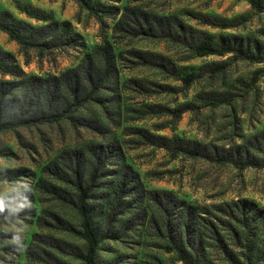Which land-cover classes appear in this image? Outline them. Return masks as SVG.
I'll return each instance as SVG.
<instances>
[{
	"label": "rangeland",
	"instance_id": "1",
	"mask_svg": "<svg viewBox=\"0 0 264 264\" xmlns=\"http://www.w3.org/2000/svg\"><path fill=\"white\" fill-rule=\"evenodd\" d=\"M89 1L91 13L75 0H0V10L33 26L46 21L25 15L16 5L68 21L84 43V47L61 45L42 52L22 50L0 30V50L9 52L25 75H57L104 41L113 49L117 72L115 92H102L117 95L115 102L105 106L85 102L74 112L96 120L100 128L95 131L66 118L0 130V197L16 195L0 216V264H85L51 246L56 239L83 252L85 243L76 209L46 192L42 182L73 195L72 187L55 179L46 166L67 169L71 152L79 150L85 175L93 161L87 148L96 143L108 148L102 151L104 164L87 203L97 211L94 226L99 230L106 229L105 217L115 216L108 224L113 236L100 239L94 264H182L173 250L165 249L166 221L171 225L183 220L172 203L183 205L184 210L191 206V222L204 244L207 264H264V237L254 222L248 220L245 234L236 237L234 230H240V225L229 214H238L232 204L245 199L264 215V166L237 168L180 152L172 154L144 140L140 131L224 147L263 138L264 61H252L237 51L197 56L167 39L112 30L123 7H134L174 16L196 31L195 36L213 43L220 37H236L242 49L255 55L257 46L264 56V9L255 10L245 0ZM259 1L264 5V0ZM104 7L118 13H106ZM130 50L158 53L180 74L198 76L184 86L177 76L137 64ZM3 79L12 78L0 73ZM181 105L187 110L176 117L175 109ZM162 107L169 112H158ZM125 165L136 172L138 181L118 191L119 171ZM147 191L162 192L160 196L167 198L162 201L171 202L163 204L159 196H149Z\"/></svg>",
	"mask_w": 264,
	"mask_h": 264
},
{
	"label": "trees",
	"instance_id": "2",
	"mask_svg": "<svg viewBox=\"0 0 264 264\" xmlns=\"http://www.w3.org/2000/svg\"><path fill=\"white\" fill-rule=\"evenodd\" d=\"M75 1L88 12L93 11L89 0ZM245 1L255 10L264 9V5L259 0ZM16 7L29 17L46 21L43 25L33 26L27 22L14 19L6 10H0V30L9 39L15 41L22 50L35 48L42 52L45 49L56 48L61 45L74 46L76 44L84 47L81 36L71 29L68 21H56L49 18L45 12L29 6L16 5ZM104 8L106 13H118L117 9ZM112 30L122 31L127 35L167 39L190 48L197 56L222 55L237 51L252 61H264V56L260 55V48L256 46L257 53L254 55L247 49H242L243 44L237 43L236 37H220L216 43H213L207 37L195 36L196 31H192L174 16L154 15L134 7H123ZM129 53L131 57L136 59L137 64L155 67L177 76L184 86L189 85L198 76L193 72L180 74L166 57L158 53L144 50H130ZM0 73L9 75L12 78L0 80V130L66 118L74 125L87 127L95 131L100 128L96 120L75 115L74 112L85 102H94L100 106H105L117 99V95L114 97L112 94L102 93L105 91L115 92L113 88L117 84L115 55L111 45L106 41L85 52L74 67L67 68L57 75L46 77L25 75L15 63L12 55L9 52L0 50ZM185 110H187L185 105L179 106L175 109V116H180ZM158 112H169V109L162 107ZM140 131L144 140L160 146L172 154L180 152L216 163H230L237 168L264 166V137L257 136L244 144L224 147L178 137H154L144 130ZM107 148L101 143H96L87 148V152L93 157V161L85 175H83L81 162L78 159L79 150L71 152L70 160H72V163L69 161L71 164L67 166V169L56 168L55 165L46 166V171L55 179L68 183L72 187L75 191L73 195L59 186L42 182V188L46 192L76 209L80 220L79 234L85 243L83 252H80L75 246L66 245L56 239H53L54 245L51 246L81 258L85 264H94L95 250L100 239L113 236L109 235L111 231L108 229V224L114 220L115 214L111 217H105L106 229L99 230L94 226L97 211L92 204L87 203L89 192L93 189L104 164L102 158H105V155L102 157V151ZM80 158H82L81 153ZM118 178L116 185L118 191L128 188L130 182L138 181L136 172L132 171L127 165L122 166ZM147 193L149 196H159L160 202L163 204L171 202L162 201L167 200L166 197L162 198L160 196L164 194L162 192L159 195L154 191H147ZM15 200V194H6L0 197V205L3 207L0 216L8 211ZM171 205L175 206L182 214L183 220L171 225L166 221L167 242L165 249L168 251L173 250L182 264H207L208 262L203 254L204 244L200 240L198 229L194 228L191 222L194 215L190 211L191 206H186V210H184L183 205L173 203ZM232 205L237 207L238 214L233 212L229 214L241 226H239L240 230L237 228L234 230V235L240 237L245 234V228H249L248 220H250L256 225L258 233L264 237V215H261L260 210L245 199ZM229 226L231 225L228 224ZM213 232L218 237L216 231ZM51 264L62 263L54 262Z\"/></svg>",
	"mask_w": 264,
	"mask_h": 264
},
{
	"label": "clouds",
	"instance_id": "3",
	"mask_svg": "<svg viewBox=\"0 0 264 264\" xmlns=\"http://www.w3.org/2000/svg\"><path fill=\"white\" fill-rule=\"evenodd\" d=\"M3 210V207H2V205H0V211H2Z\"/></svg>",
	"mask_w": 264,
	"mask_h": 264
}]
</instances>
